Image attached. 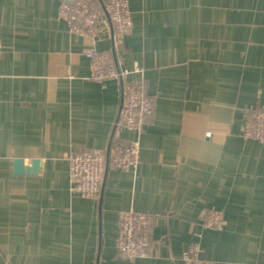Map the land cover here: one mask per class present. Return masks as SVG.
<instances>
[{"label": "crops", "instance_id": "0c3cea01", "mask_svg": "<svg viewBox=\"0 0 264 264\" xmlns=\"http://www.w3.org/2000/svg\"><path fill=\"white\" fill-rule=\"evenodd\" d=\"M61 1L0 0V264H189L192 245L264 264V142L243 137L264 108V0H129L118 49L109 22L95 44L70 34ZM93 46L144 68L155 104L141 135L118 127L122 82L90 79ZM133 140L138 169L108 167L97 198L71 189L70 153ZM17 158L44 160L43 175H16ZM128 208L151 216L149 258L118 252ZM214 210L226 228L196 238Z\"/></svg>", "mask_w": 264, "mask_h": 264}, {"label": "built area", "instance_id": "2783aa9c", "mask_svg": "<svg viewBox=\"0 0 264 264\" xmlns=\"http://www.w3.org/2000/svg\"><path fill=\"white\" fill-rule=\"evenodd\" d=\"M59 16L66 21L70 34L89 37L95 44L101 39L103 25L113 28V45L118 49L133 27L129 0H62ZM86 56L90 59V79L104 83L108 80L122 82L123 101L118 127L135 131L140 135L154 109L155 99L143 83L144 68L136 64L133 69L116 66L114 56L91 47ZM3 57V43L0 37V60ZM134 73L137 78L131 80ZM211 135L210 132L207 133ZM246 140L264 142V108L248 113L243 128ZM71 189L85 197H99L102 181L108 167L115 166L124 171H134L141 163L140 143L137 140L127 144L114 145L107 153L78 151L67 157ZM120 229L117 240L119 254L129 260L149 258L153 254L150 240L151 216L135 208L121 211ZM227 219L220 210L211 211L204 222L194 230L196 238L203 237L206 230L223 231ZM189 264H215L200 256L198 245H192L183 254Z\"/></svg>", "mask_w": 264, "mask_h": 264}, {"label": "water", "instance_id": "95a60500", "mask_svg": "<svg viewBox=\"0 0 264 264\" xmlns=\"http://www.w3.org/2000/svg\"><path fill=\"white\" fill-rule=\"evenodd\" d=\"M14 172L16 175L40 177L44 173V160L32 159L28 164H25V160L17 158L14 160Z\"/></svg>", "mask_w": 264, "mask_h": 264}, {"label": "rangeland", "instance_id": "374dc122", "mask_svg": "<svg viewBox=\"0 0 264 264\" xmlns=\"http://www.w3.org/2000/svg\"><path fill=\"white\" fill-rule=\"evenodd\" d=\"M113 38V37H112ZM153 248V247H152Z\"/></svg>", "mask_w": 264, "mask_h": 264}]
</instances>
